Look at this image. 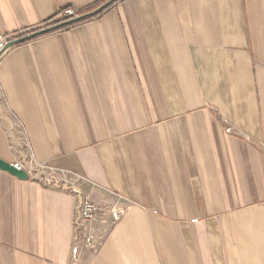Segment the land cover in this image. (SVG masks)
I'll return each instance as SVG.
<instances>
[{"label": "crops", "instance_id": "1", "mask_svg": "<svg viewBox=\"0 0 264 264\" xmlns=\"http://www.w3.org/2000/svg\"><path fill=\"white\" fill-rule=\"evenodd\" d=\"M100 1L0 0V33ZM28 157L125 213L77 234L75 194L0 170V264H264V0H121L7 49L0 160Z\"/></svg>", "mask_w": 264, "mask_h": 264}, {"label": "built area", "instance_id": "2", "mask_svg": "<svg viewBox=\"0 0 264 264\" xmlns=\"http://www.w3.org/2000/svg\"><path fill=\"white\" fill-rule=\"evenodd\" d=\"M77 16L78 15L71 8H66L61 12L63 20H69ZM13 37L15 36H8L0 33V52ZM12 166L17 171H24L27 175V179L33 182H38L45 187L64 189L76 195L77 204L73 219V228L77 234L82 232L87 224L103 222L106 216L111 219L112 223L118 222L124 216V210L120 208L101 207L84 196L79 189L81 180L78 177H76L72 183H69V181L64 179H61L62 181L58 180L55 177L56 174L47 176L45 175L47 166L33 160L31 157L13 163ZM60 175L65 176L64 174Z\"/></svg>", "mask_w": 264, "mask_h": 264}, {"label": "water", "instance_id": "3", "mask_svg": "<svg viewBox=\"0 0 264 264\" xmlns=\"http://www.w3.org/2000/svg\"><path fill=\"white\" fill-rule=\"evenodd\" d=\"M118 0H107L105 1L103 4H101L100 6H98L96 9H94L93 11H90L88 13L82 14L80 16H77L75 18H72L70 20L61 22L59 24H55L46 28H42L40 30L34 31L32 33H29L25 36L16 38L11 40L10 42H8L6 44V46L3 48V50L0 52V57L1 55L9 48L15 46V45H19L22 44L24 42L33 40L35 38L44 36L46 34L52 33L56 30H59L63 27L66 26H70L76 23H79L81 21H84L88 18H92L96 15H98L100 12L104 11L105 9H107L108 7H110L111 5H113L114 3H116ZM0 170L2 171H6L8 173H10L11 175L15 176L16 178H18L19 180H27V175L24 171H17L14 169V167L12 166V164L6 163L2 160H0Z\"/></svg>", "mask_w": 264, "mask_h": 264}, {"label": "trees", "instance_id": "4", "mask_svg": "<svg viewBox=\"0 0 264 264\" xmlns=\"http://www.w3.org/2000/svg\"><path fill=\"white\" fill-rule=\"evenodd\" d=\"M105 1H107V0H102V1H100V2H97V3H95L93 6H91L90 8H88L86 11H84V12H80V13L84 14V13H88V12H90V11H93V10L96 9L98 6H100L101 4H103ZM119 1H121V0H118L117 2H119ZM117 2H116V3H117ZM116 3H114V4H116ZM114 4H113V5H114ZM111 6H112V5H111ZM111 6L108 7L107 9H105L104 11L100 12L98 15H96V16H94V17H92V18H88V19H86V20H84V21H91V20H93V19H96V18H98V17H101V16H102V15H103V14H104L109 8H111ZM63 21H64L63 19H51V20L45 22V24H44L43 27L46 28V27H49V26H52V25H55V24H59V23H61V22H63ZM72 26H73V25L63 27V28L59 29L58 31L66 30L67 28L72 27ZM37 30H40V28L35 29V30H33L32 32L37 31ZM27 34H29V32H25V33H22V34H20V35H17V36H15V37H13L12 40H13V39H16V38H19V37H22V36H25V35H27Z\"/></svg>", "mask_w": 264, "mask_h": 264}, {"label": "rangeland", "instance_id": "5", "mask_svg": "<svg viewBox=\"0 0 264 264\" xmlns=\"http://www.w3.org/2000/svg\"><path fill=\"white\" fill-rule=\"evenodd\" d=\"M70 20V19H69ZM67 21V20H66Z\"/></svg>", "mask_w": 264, "mask_h": 264}]
</instances>
